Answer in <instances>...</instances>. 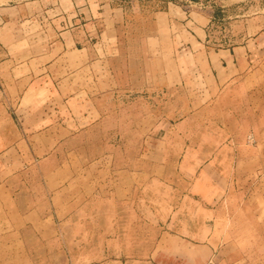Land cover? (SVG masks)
Masks as SVG:
<instances>
[{"label": "rangeland", "instance_id": "1", "mask_svg": "<svg viewBox=\"0 0 264 264\" xmlns=\"http://www.w3.org/2000/svg\"><path fill=\"white\" fill-rule=\"evenodd\" d=\"M0 6H18L19 58L71 68L87 61L86 104L61 102L56 85L48 97L38 88L54 124L47 140L33 141L36 165L16 181L22 208L54 198V241L20 253L14 246L7 254L21 256L5 264H264V199L253 189L264 192V173L244 185L236 147H226L264 140V130L245 131L252 116L238 98L229 114L232 98L206 65L219 50L264 46V0ZM245 200L258 209L249 212ZM206 239L207 258L195 249Z\"/></svg>", "mask_w": 264, "mask_h": 264}, {"label": "crops", "instance_id": "2", "mask_svg": "<svg viewBox=\"0 0 264 264\" xmlns=\"http://www.w3.org/2000/svg\"><path fill=\"white\" fill-rule=\"evenodd\" d=\"M17 8L18 6H0V51L4 53L7 48L13 47L15 52L13 56L9 57L8 54L0 57V264H5L2 260L6 256H21L16 253L7 254L14 246L16 252L20 253L25 244L37 245L54 241L53 230L56 223L51 217L55 208L54 198L50 195L43 196L45 200L39 204L27 209L22 208L21 190L16 182L24 169L36 165L38 156L32 154L30 149L34 146L33 141L37 145V140H47L54 124V110L44 103L39 104L38 88H43L48 97V88L54 89L56 85L55 89L62 94L61 102L68 105L71 101L74 104L77 101L85 103L83 93L86 94L85 58L78 60L74 68L65 61H53L52 64L46 61L44 64H38L37 60L31 57L19 58L17 53L21 52L23 46L21 39L16 36V23L20 20ZM76 52L81 53L82 50ZM211 56L214 58L206 61L211 77L214 81L221 79V85L225 84L223 97L232 98L233 105L228 107L229 114L231 109L234 111L235 98H238L239 104H236V107L245 111L244 115L252 116L245 131L264 130V46L256 47L253 44V48L234 47L213 52ZM55 63H58L60 73L55 74L52 71ZM92 78L93 85L100 84L96 75ZM232 84H235V91H229ZM64 85L67 87V93L69 92L66 96L61 90ZM78 104L80 105V102ZM84 114L88 113L83 111L81 115ZM67 116H70L69 111ZM226 147H236V161L242 167L238 172L244 180V185L251 184L253 178L264 173L263 139L257 138L256 143L252 145L240 140L235 146L228 143ZM47 156L46 153L45 158ZM258 188L253 189L261 194L259 198L264 199V192ZM244 203L249 212L258 209L255 201L251 204L245 200ZM210 243V240L206 239L205 245L195 249L207 258L212 252Z\"/></svg>", "mask_w": 264, "mask_h": 264}]
</instances>
